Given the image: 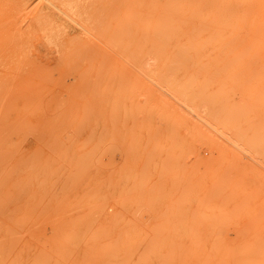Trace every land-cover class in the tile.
I'll return each instance as SVG.
<instances>
[{
    "label": "rangeland",
    "instance_id": "374dc122",
    "mask_svg": "<svg viewBox=\"0 0 264 264\" xmlns=\"http://www.w3.org/2000/svg\"><path fill=\"white\" fill-rule=\"evenodd\" d=\"M0 264H264V0H0Z\"/></svg>",
    "mask_w": 264,
    "mask_h": 264
},
{
    "label": "bare ground",
    "instance_id": "6f19581e",
    "mask_svg": "<svg viewBox=\"0 0 264 264\" xmlns=\"http://www.w3.org/2000/svg\"><path fill=\"white\" fill-rule=\"evenodd\" d=\"M42 5H43V4H42ZM36 7H37V6L33 7V9L36 8ZM51 7H52V6H51ZM57 9H58V8H57ZM24 10H25V9H24ZM26 10H27V9H26ZM26 10H25V11H26ZM34 11H35V10H34ZM34 11L31 10V13H32L31 16H34V15H33V12H34ZM56 11H57V10H56ZM26 12H27V11H26ZM58 12H61V10L58 11ZM63 13H64V12H63ZM22 14H23V12H22ZM64 14L66 15V13H64ZM25 16L27 17V15H25ZM25 16H23V17L25 18ZM28 16H29V15H28ZM67 16H68V15H67ZM24 18H22L21 20H23ZM27 18H28V17H27ZM32 18H33V17H31V19H32ZM17 20H18V19H17ZM25 22H26V21H25ZM6 23H7V22H6ZM16 23H17V22H16ZM3 24H4V23H3ZM18 24H19V23H18ZM21 24H22V21H21ZM19 25H20V24H19ZM17 26H18V25H17ZM22 26H23V25H22ZM19 27H20V26H19ZM39 27H40V26H39ZM22 28H23V27H22ZM22 30H23V29H22ZM41 32L43 33V31H41ZM46 38H47V37H46ZM48 42H49V41H48ZM50 42H51V41H50ZM32 44H33V43H32ZM49 44H50V43H49ZM33 45H34V44H33ZM32 47H33V46H32ZM30 49H31V48H30ZM19 68H20V67H19ZM179 81H180V80H179ZM159 83H161V82H159ZM187 87H188V86H187ZM180 90H181V89H180ZM242 103H243V102H242Z\"/></svg>",
    "mask_w": 264,
    "mask_h": 264
}]
</instances>
